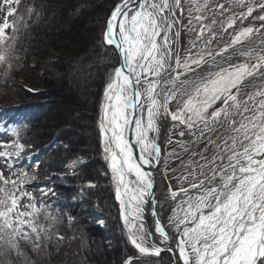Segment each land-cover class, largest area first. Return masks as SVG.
Returning <instances> with one entry per match:
<instances>
[{"label": "snow or ice", "instance_id": "6c2138e0", "mask_svg": "<svg viewBox=\"0 0 264 264\" xmlns=\"http://www.w3.org/2000/svg\"><path fill=\"white\" fill-rule=\"evenodd\" d=\"M19 2L0 0V64L9 69L15 59L18 21L9 22L8 18L17 15ZM234 3L246 7V12L219 21L223 31L233 28L237 19L242 23L255 10L248 0ZM190 5L186 31L195 35L183 60L177 47L181 35L177 25L184 27L177 16V9L183 14L181 0H120L106 21L103 42L118 50L123 63L114 67L106 84L99 126L127 239L141 257L160 255L161 247L149 239L158 234L159 243L169 248L175 244L178 262L183 264H264V46L260 51L240 49L239 55L247 58L243 63L215 73L200 72L207 63L206 56L223 57L229 48L243 44L259 29L242 28L230 44L213 54L207 51L211 39L203 38L206 33L215 37V13L219 9L223 16L225 5L212 4L211 0H190ZM258 7L264 8V3ZM209 12L213 13L211 18ZM255 19L264 21V15ZM206 20L210 23L205 24ZM8 29L12 35L6 32ZM196 48L200 51L193 53ZM217 102L221 106L213 107ZM173 103L176 111L170 108ZM167 116L178 122L173 127L183 125L196 136L192 144L205 145L192 153L200 160L182 163L188 175L178 178L188 181L192 177L190 188L198 190V194L193 197L183 187L179 191L169 189L173 201L180 193L187 197L179 205L182 215L174 212L171 217L176 237L159 219L154 231H146L140 223L146 198L152 197L155 187L152 173L144 166L160 162L161 149L156 139L159 121ZM129 130L139 146L138 160L128 139ZM184 135L179 132V136ZM168 142L173 143L170 138ZM176 143L189 151L187 145ZM0 147L6 149L0 151L6 161L24 149L20 143L11 146L10 151L8 145ZM173 155L179 158V154H170ZM24 182L21 177L12 179L0 172L3 255L23 256L22 242L38 250L48 234L47 227L38 222L41 212L35 198L21 190ZM25 197L28 202L22 203ZM152 215H158L155 206ZM124 264H133V258L128 257Z\"/></svg>", "mask_w": 264, "mask_h": 264}, {"label": "trees", "instance_id": "16d2710c", "mask_svg": "<svg viewBox=\"0 0 264 264\" xmlns=\"http://www.w3.org/2000/svg\"><path fill=\"white\" fill-rule=\"evenodd\" d=\"M32 2L36 9L34 16L36 23H32L27 30V37H23V42L20 33H17L13 52L17 54L15 56L17 63L12 64L7 78L13 79L19 74L30 80L33 73L30 70L31 63L42 62L48 55L55 58L47 62L46 74L38 85L42 92L32 93L22 87L10 89L8 82L3 80L0 85V102L4 106L7 104L8 108L12 107V111L39 106L41 102H51L39 107H44L41 109V113L44 114L41 120L34 122L38 124L31 127L30 131H28L30 126L26 127L21 134L25 154L42 149L44 143L49 141L51 133L59 130L62 132L59 138L64 137L62 139L65 146L62 144L56 151H49V159L45 165L41 164L33 175L43 176L46 171L49 175L62 172L67 174L68 171L64 168L66 160L71 157L82 158L84 164L77 169L80 173L77 177L81 182L92 184L85 192L102 207L100 213L108 222L105 234L111 236L115 245L111 247V253H106L105 247L102 249L100 246L101 251H98L84 243L85 246L81 247L83 249L80 253L73 257L69 256L65 264H95L94 260L98 253H102L97 257L100 258L99 264L101 260L108 264V257L114 259V264H124L128 257L133 258V264H172L167 253L141 257L131 248L120 222L114 219L118 209L112 197L114 192L102 186L105 178L100 172L103 169L100 158L102 152L99 135L94 132L93 114L102 90L109 82L110 74L114 67L119 66L116 50L103 42L106 21L119 0H32ZM20 14H23V11ZM21 18L25 19V16L18 17L23 21ZM20 44H24L22 46L26 47L27 51L22 52L18 47ZM32 85L36 88V84ZM18 107L19 109H16ZM20 117L22 118V115ZM107 164L104 160L105 173L108 171ZM77 177L67 176L65 180L73 183ZM55 207H58V204L50 203L43 208L44 212L38 221L50 228L52 233H56V226L60 223L55 216L58 214ZM27 254L23 260L16 256V261L21 260V264H43L33 263L32 257L28 258L32 255ZM8 259L10 260L7 258L6 261H9ZM8 264L16 263L9 261Z\"/></svg>", "mask_w": 264, "mask_h": 264}, {"label": "rangeland", "instance_id": "374dc122", "mask_svg": "<svg viewBox=\"0 0 264 264\" xmlns=\"http://www.w3.org/2000/svg\"><path fill=\"white\" fill-rule=\"evenodd\" d=\"M248 2L255 6V10L253 11L252 16H249L247 19H244L242 23L239 19H237L236 24L233 28H229L227 31H223L219 21L226 20L227 17L233 15L238 16L241 12H246V7H237L234 3V0H211L212 4L223 3L225 5V10L223 16L219 15V12L221 10H216L215 15L218 23L212 26V32L216 33L215 37H212V33H206L205 37L203 38V40L211 39L212 41L211 44L208 45L207 51H211L214 54L215 52L222 50L226 45L230 44L233 36L237 32H239L242 28L246 27H253L254 29H259V32L254 33L241 45H254L264 41V27H262L264 26V21L255 19L260 15H264V8L258 7L259 4L264 3V0H248ZM118 3H120V0ZM190 6V0H181L183 14H180L179 19L182 25L184 26L181 27L180 25L181 35L179 38L178 45L181 60L185 58L186 51L190 47L189 41L195 35V33H189L188 31H186V28L188 26ZM178 10L180 13V9ZM22 11L23 14H20ZM35 13V4L33 5L32 0H20L17 15L15 17L8 18L9 22H11L13 19H16L18 21V31L15 35H17V33H20L19 35L22 37V42L24 41L23 37H27L26 32L30 28V26H32V23H36V19L34 18ZM20 15L25 16V19L21 18L23 21H20L18 19ZM208 15L211 18L213 16V13L209 12ZM2 18L3 13L0 12V22H2ZM204 23L209 24L210 20H206L204 21ZM6 32L9 35H12L11 29L6 30ZM203 40L200 42L201 47H203ZM22 45L24 44H20L18 46L21 51H27L26 47H23ZM112 47L114 48V46ZM197 51H200V48L193 49V53ZM116 52L119 56L117 50ZM13 55L15 57L17 54L13 53ZM54 58L55 57L52 58L51 55H48L42 62H35L34 64L31 63L32 65L30 66V70H32L33 73L32 78H30V80L23 76H20L19 74H16L15 78L13 79H11V77L7 78L10 70L5 65L0 64V85H2L4 81H7L10 89L22 87L30 90V92L32 93L42 92V89L40 88V86L38 87V85L39 83H41V78L46 74L47 62L52 61ZM212 58L213 56H206L207 61ZM16 63L17 61L14 59L13 64ZM120 63L121 59L119 56L118 67H120ZM32 84H36V88H34ZM105 88L106 86L102 90L101 96L95 105V112L93 114V126L95 130L94 132L99 135L102 152L100 158L102 159L101 165L103 169L100 172L105 177L102 186H106L107 189L114 192V196L112 197L118 206L115 216L116 218L114 219L115 221L118 220V222H120L121 229H123L127 234L121 217L120 202L116 199V185L112 179V173L109 167V162L105 158V153L103 150L104 146L102 144L99 126L102 116V106L104 104ZM47 103L51 102H41V105L39 106L37 105L33 107L23 108L17 111H12V107L8 108L7 104H5L4 106L0 102V145H8L9 148L7 150L9 151L11 150V146H14L16 143L24 145V143L21 141V134L23 133L26 127L30 126V129L28 130L30 131L34 126H36V124H38L34 122L38 119L41 120L44 114L41 113L44 107H39ZM220 106L221 105L219 104V102H217V104H215L213 107ZM170 108L172 111H176L175 103L170 105ZM16 109H19V107ZM209 111H211V109H209ZM21 115L22 118L20 117ZM31 122L34 124H32ZM180 131H183L185 133L183 137L179 136ZM195 131L197 132V130ZM17 132L19 133L18 136L16 135ZM61 133L62 132L60 130L55 132L54 134L51 133V136H49L50 139L49 141H46L44 143V147L34 153L25 154L24 145L23 151H21L18 156L13 155L11 159L7 161L3 157H0V172H2L6 177L10 176L12 179L21 177L25 181L21 186V190L30 193L35 198L34 202L41 213L44 212L43 208H45L48 204H58V207H55L58 212V214L56 213L55 216H57L58 221H60V223L56 226V230L58 232L55 231L56 233H52L50 231V228H47L48 234L44 236V239H42L41 247L38 250L34 249L31 243L22 242L24 255L21 256V260H23V258L28 255L27 253H29L32 256H28V258L32 257L33 263L41 262L43 264H65L66 262H68L67 258L69 256L73 257L80 253V251L83 249L81 247L85 246L84 243L89 245V248L95 247L96 249H98V251L100 250V246L102 247V249L105 247L106 253H111L112 248L115 246L112 243L111 236L105 234V230L108 228V222L104 220V216H102L100 213L102 207L98 206L96 200L93 199L91 195L87 196L85 192V189L92 186V184L87 182H81L80 178L77 177L80 176V173L77 172V169L84 164V160L82 158L71 157L66 160L64 168L68 171L67 174L62 172L52 173L51 175H49L48 171H46L43 176L33 175L38 171V168L41 166V164L45 165L47 159H49L48 155L50 154V152L54 150L56 151L62 146V144H64V137L62 136L63 139L59 138L62 135ZM171 135L174 139H185L187 137L193 136L189 133V130L183 125L174 127L171 131ZM197 144L194 146H190L189 151H183L182 153H180L179 158L173 156L167 163L160 166V169L163 170V174L167 179L168 188H170V190L178 191L181 187L184 188L190 185V182L193 179L192 177H189L188 181H184L178 178L181 176L188 175L187 171L182 167V163L187 164L190 163L192 160H200L199 156L193 157L192 153L204 149L205 145L204 142H201L198 145ZM174 147L175 146L173 143L168 144L165 148V152H171V149H174ZM4 150L6 149L0 147V151ZM211 154V151H209L208 155L211 156ZM104 160L108 163V171L106 173L104 172ZM74 175L77 177V179L74 180L73 183H69L65 180L67 176L72 177ZM177 201L178 197L175 202ZM27 202V197H25L22 203ZM50 241L51 243L49 244ZM47 244H49L50 246ZM131 248L136 251V249L132 245ZM100 254L102 253H98L96 255V259L94 260L95 264H99L100 261H98V259L100 258L97 259V257H99ZM15 257L16 255L14 253L8 255L0 254V264H8L9 261H11L12 263L13 261H15L16 264H21V260L16 261ZM7 258H10V260L8 259L9 261H6ZM108 260V264H114L113 258L108 257ZM100 264H104V260H101Z\"/></svg>", "mask_w": 264, "mask_h": 264}, {"label": "bare ground", "instance_id": "6f19581e", "mask_svg": "<svg viewBox=\"0 0 264 264\" xmlns=\"http://www.w3.org/2000/svg\"><path fill=\"white\" fill-rule=\"evenodd\" d=\"M177 16L178 18L180 17V13L179 10L177 9ZM178 28V25H177ZM262 46H264V41L259 42L257 44L254 45H237L234 48L229 49L228 52L223 53V57L221 56H215V59H210L207 61L206 64L202 65L201 68L199 69L200 72H204L205 74H207L208 72H212L215 73L216 71H219L221 68H229L230 66H235L237 64L243 63L245 62V60L247 58L242 57L239 55V50L240 49H248V48H256L257 51H260L262 49ZM121 60H123L121 58ZM183 79V77H182ZM256 83L259 84L261 83V80L258 78L256 80ZM160 123V134L159 137L156 139V143L159 145L160 149H161V159L160 162L157 164L156 162H153L152 165L149 166H144V170L149 171L152 173V177H156V181L157 184L155 183V187L153 189V195L151 198H146L148 199V204H149V208L152 209L153 206H155L158 215L154 216L153 220H155V222L153 223V225H155L156 220L159 219L161 221L162 226H164L166 228V230L174 235L175 237L177 236V233L175 231L174 228L171 227V217L173 216L174 212L179 213L182 215V213H180L179 210V205L180 203L187 199L186 196H184L183 193H180V195L178 196V201L175 202L173 201L170 197H171V191H169L170 188H168V183H167V179L165 177V175L163 174V170L160 169V166L167 163L173 156H170V154L172 153H177L180 154L184 151V149L180 146V143H176L177 141L187 145V147L189 148L190 146H194L196 144H192V141H195L196 136H192V137H187V138H183V139H174L171 135V131L173 130V125L177 124L178 122H174L171 120L170 116L167 117H162L161 120L159 121ZM196 135H199V131L197 130ZM169 138L173 141L174 144V149H171V152H165V148L168 144H170L168 142ZM128 139L130 141V143L133 145V153L134 156L137 158H139L138 153L140 154V150H139V146L135 144V135L134 133L129 130L128 133ZM201 143V142H199ZM198 143V144H199ZM197 144V145H198ZM139 151V152H138ZM130 179H134V177H130ZM154 181V182H156ZM186 189H189V194L192 195L193 197L195 195L198 194V190H194L191 189L190 186L184 187ZM180 190V189H179ZM178 190V191H179ZM146 204L143 206V217H142V221H140V223L144 224L145 230L147 231V223H151L150 218L148 216L147 220L145 219V213H146ZM156 238L158 240V242L160 241L159 235L156 234ZM158 245L161 246H167L165 244H161L158 243ZM172 254L175 256L176 254V248H175V244H172ZM169 254L171 257V261L172 264L173 259L172 256L169 252L164 251L160 253V255L162 254ZM183 264V263H182Z\"/></svg>", "mask_w": 264, "mask_h": 264}, {"label": "water", "instance_id": "95a60500", "mask_svg": "<svg viewBox=\"0 0 264 264\" xmlns=\"http://www.w3.org/2000/svg\"><path fill=\"white\" fill-rule=\"evenodd\" d=\"M178 28H181L180 27V25H178ZM178 45H179V42H178ZM178 45H177V47H178ZM118 51V50H117ZM120 56V55H119ZM122 58V56H120V59ZM123 59V58H122ZM122 63H123V60H121V63H120V66L122 65ZM139 152V151H138ZM138 155H140L139 153H138ZM145 169V168H144ZM147 170V169H146ZM145 170V171H146ZM154 179V181H156V177H154L153 178ZM156 184H157V181L155 182ZM190 186V185H189ZM146 213H145V219L147 220V218H148V216H149V218H150V221H151V223H147V231H154V228H155V225H153V223L155 222V220H153V218H154V216L152 215V209H150L149 208V204L148 203H146ZM170 235H172V234H170ZM173 237H175L174 235H172ZM150 240H154L155 242H157V244L159 243L158 242V240H157V238H156V235L155 236H153V237H150L149 238ZM176 248V247H175ZM161 249H162V252H164V251H167V252H169L170 254H171V256H172V259H173V264H182L183 262L182 261H179L178 262V259H177V257H178V249L176 248V254H175V256L172 254V249L171 248H169L168 246H161Z\"/></svg>", "mask_w": 264, "mask_h": 264}]
</instances>
